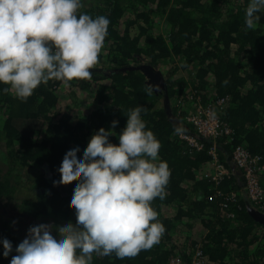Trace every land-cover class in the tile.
I'll return each instance as SVG.
<instances>
[{
  "label": "trees",
  "instance_id": "trees-1",
  "mask_svg": "<svg viewBox=\"0 0 264 264\" xmlns=\"http://www.w3.org/2000/svg\"><path fill=\"white\" fill-rule=\"evenodd\" d=\"M248 3L83 0L77 18L87 12H106L111 18L91 75L67 84L49 80L26 99L0 84V213L13 202L17 179L23 178L31 196L16 206L21 216L75 224L69 200L78 178L53 182L60 176L64 151L79 143L82 155L91 136L100 128L108 130L113 120L118 124L109 141L118 145L130 110L140 106L146 130L161 145L157 162H167L170 171L163 199L151 202L165 231L158 243L133 257L94 252L91 264H169L173 259L181 264H264V223L249 212L257 210L242 191L244 176L237 170L210 190L205 174L211 170L208 149L213 143L187 121L209 106L230 126L231 140L217 143L218 158L230 171L235 146L264 157V9L257 27L247 29ZM147 66L160 73L163 89L147 84L142 70ZM219 100L225 102L222 108L216 105ZM82 101L89 106L80 108ZM180 135L196 139L203 149L192 148ZM258 183L264 185V174ZM217 191L221 196L235 192L236 203L221 209ZM2 253L0 264H10L15 252L7 258Z\"/></svg>",
  "mask_w": 264,
  "mask_h": 264
},
{
  "label": "clouds",
  "instance_id": "clouds-1",
  "mask_svg": "<svg viewBox=\"0 0 264 264\" xmlns=\"http://www.w3.org/2000/svg\"><path fill=\"white\" fill-rule=\"evenodd\" d=\"M82 6L83 0H0V84L26 99L49 80L90 76L111 18L106 12L77 18ZM262 9L264 0H249L247 29L257 27ZM142 111L130 110L118 145L109 141L113 120L91 136L82 155L79 143L67 147L53 182L78 178L69 200L76 222L40 220L15 249L0 240L4 258L15 252L10 264H91L94 252L123 259L160 241L165 229L151 202L163 199L170 171L157 162L161 145L146 130Z\"/></svg>",
  "mask_w": 264,
  "mask_h": 264
},
{
  "label": "built area",
  "instance_id": "built-area-1",
  "mask_svg": "<svg viewBox=\"0 0 264 264\" xmlns=\"http://www.w3.org/2000/svg\"><path fill=\"white\" fill-rule=\"evenodd\" d=\"M224 103L223 100H219L216 105L222 108ZM187 121L194 126V130L203 140H212L213 144L208 149V154L211 157V170L205 174L207 181L213 185L210 190L215 191L225 177H230L233 173L232 169L238 170L246 181L242 191L247 196L249 204L256 206L257 211L264 212V185L260 187L258 183L260 175L264 174V157H253L244 147L240 145L235 146L231 152L230 171L219 160V147L217 145L219 139L226 138L227 140H231L233 130L230 126L215 115L213 113V107L209 106L201 108L196 114L187 117ZM180 138L185 140L189 146L195 148L197 151L203 149V145L192 137L180 135ZM261 159L263 160L262 162ZM215 195H220V192L217 191ZM221 197L222 201L219 204L221 209H227L231 203L235 204L237 201L235 192H230ZM169 264H181V262L173 259L170 260Z\"/></svg>",
  "mask_w": 264,
  "mask_h": 264
},
{
  "label": "rangeland",
  "instance_id": "rangeland-1",
  "mask_svg": "<svg viewBox=\"0 0 264 264\" xmlns=\"http://www.w3.org/2000/svg\"><path fill=\"white\" fill-rule=\"evenodd\" d=\"M102 67L104 68L105 65H102ZM83 96L85 97V95ZM84 97H82V99ZM82 99L80 98V100ZM83 102L84 101L80 103V108L83 106L84 107L89 106L88 104L86 105ZM14 182H16V180ZM24 184H25V181L23 178L17 179L16 185L18 188V193L14 195V198L12 200L13 202L8 204L5 207L4 211L0 213V240L8 239L9 241L12 240L11 242L16 241L20 243L26 237L27 230L31 226L37 224L40 220H46V218L45 219L37 218L36 220H29L28 218L23 217L18 213V209L16 206L19 205L22 199L27 198L28 196H31L29 195L28 189L24 187ZM25 186L27 185L25 184ZM247 204L249 205V203ZM259 213L264 214V212H261V211ZM2 225H5V226H2ZM9 234H12V238L9 237ZM0 249H3V248L0 247ZM13 249H15L14 245H13Z\"/></svg>",
  "mask_w": 264,
  "mask_h": 264
},
{
  "label": "water",
  "instance_id": "water-1",
  "mask_svg": "<svg viewBox=\"0 0 264 264\" xmlns=\"http://www.w3.org/2000/svg\"><path fill=\"white\" fill-rule=\"evenodd\" d=\"M142 70L147 74V84L153 85V87L158 90L163 89L164 85L160 73L155 72V70L149 66L142 67ZM249 212L257 221L264 223V214L254 211L253 209H250Z\"/></svg>",
  "mask_w": 264,
  "mask_h": 264
},
{
  "label": "crops",
  "instance_id": "crops-1",
  "mask_svg": "<svg viewBox=\"0 0 264 264\" xmlns=\"http://www.w3.org/2000/svg\"><path fill=\"white\" fill-rule=\"evenodd\" d=\"M232 172H233L235 175L238 174V173H237V170H235V169H232Z\"/></svg>",
  "mask_w": 264,
  "mask_h": 264
}]
</instances>
